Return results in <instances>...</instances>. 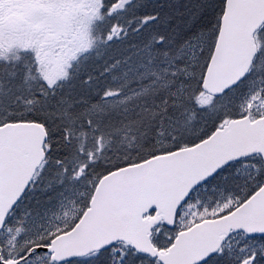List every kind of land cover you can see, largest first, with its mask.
I'll return each instance as SVG.
<instances>
[{
    "label": "snow or ice",
    "instance_id": "snow-or-ice-1",
    "mask_svg": "<svg viewBox=\"0 0 264 264\" xmlns=\"http://www.w3.org/2000/svg\"><path fill=\"white\" fill-rule=\"evenodd\" d=\"M0 264H264V0H0Z\"/></svg>",
    "mask_w": 264,
    "mask_h": 264
}]
</instances>
